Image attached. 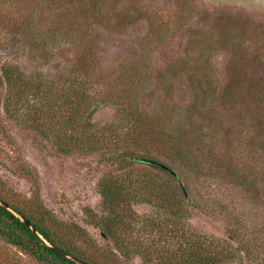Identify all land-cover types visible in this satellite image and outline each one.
<instances>
[{
    "label": "rangeland",
    "instance_id": "1",
    "mask_svg": "<svg viewBox=\"0 0 264 264\" xmlns=\"http://www.w3.org/2000/svg\"><path fill=\"white\" fill-rule=\"evenodd\" d=\"M8 66L38 87L5 113L13 96L0 82V198L8 206L40 202L87 233L81 248L112 250L120 264H162L170 244L147 226L169 216L133 180L168 177L138 164L115 169L105 148L69 151L65 97L89 74L90 91L105 94L89 109L91 130L112 126L117 143L128 138L136 154L174 173L191 205L184 201L181 225L238 247L220 264H264V0H0V70ZM124 103L145 142L125 132ZM34 115L45 119L42 130ZM87 116L73 117L74 127ZM131 174L135 222L118 229V241L104 239L100 186ZM0 264L38 263L0 238Z\"/></svg>",
    "mask_w": 264,
    "mask_h": 264
},
{
    "label": "trees",
    "instance_id": "2",
    "mask_svg": "<svg viewBox=\"0 0 264 264\" xmlns=\"http://www.w3.org/2000/svg\"><path fill=\"white\" fill-rule=\"evenodd\" d=\"M92 81L91 76L88 74L83 79V89L77 91L70 88L72 95L70 98L69 95L65 97V112L70 115L67 118V121H69L68 125L73 127L70 137L73 146L70 150L68 148L63 149L71 151L75 148L83 152H99L100 149L105 148L101 154L106 157L107 161L115 169H123L130 167L131 164H138L160 171L168 177L167 180H164L157 173H154L156 176H150L148 173H137L134 180L132 179L134 176L131 174L126 178L119 176L115 180L110 179V181L103 183L100 186L99 193L108 209V215L102 220L103 238L116 242L119 237L117 233L119 228L131 229L132 223L135 222V216L131 209V200L135 198V191H139L142 199H151L159 202L164 214L169 216V219L167 218L168 216L166 217L168 221L156 219L147 226V228H150L151 235L156 231L159 241L170 244V249L165 248V246L161 248L165 249V252H163L165 257H163L162 264H220L230 257L232 252H239L238 247L233 246L229 240L213 242L212 237L192 232L181 225L179 220L186 215L184 201H187V194L180 185L181 181L176 176L167 170L149 164L147 161H154V159L150 160L144 153L136 154L135 150L131 148L133 141L131 142L128 138L117 143L109 134L112 126L110 128L107 126L103 130H91L89 123L92 124V122L89 121L91 118L89 109L91 105L96 103L97 98H102V102L105 99L103 91H90ZM0 82L13 96L11 99L13 101L11 102L9 99L7 106L4 107L5 113L13 112L16 109V102L20 100V97L25 92L33 90V87L38 89L36 85L25 79V74L17 66L2 67L0 70ZM50 83L54 84L55 82ZM118 107L124 113L125 132L130 134L133 129L136 136H141L143 142H145V136L143 137L142 135L144 130L140 131L141 119L139 116L136 117L132 111L126 108L125 103L119 104ZM86 113L88 114L87 120L81 122V125L75 128L74 126L77 123L72 118L79 115L83 117ZM34 118L33 122L42 130L45 119L40 115H34ZM165 127L166 125L162 123L159 129L160 137L168 136ZM61 129L62 133H65L62 127ZM78 131H80V138L77 137ZM43 133H45L44 130ZM130 135L133 137L132 134ZM143 142L140 144L141 146H143ZM177 177L179 178L178 174ZM132 180L137 185L134 192L133 183H130ZM0 200L4 201L2 198ZM9 205L30 223L46 242L75 259L85 264H120L117 255L112 250H99L96 247L95 252L94 246L88 249L81 248L80 239L84 238L82 240L84 242L87 233L77 224L70 225L60 222L42 203L39 202L30 208L12 203H9ZM189 206L191 205L189 204ZM196 207L199 208V206ZM174 218H177V221H173L172 219ZM227 237H230L228 233ZM0 238L7 244L17 247L38 264H75L52 251L13 213L2 206H0ZM175 238H177V244H173Z\"/></svg>",
    "mask_w": 264,
    "mask_h": 264
},
{
    "label": "water",
    "instance_id": "3",
    "mask_svg": "<svg viewBox=\"0 0 264 264\" xmlns=\"http://www.w3.org/2000/svg\"><path fill=\"white\" fill-rule=\"evenodd\" d=\"M149 164H152V165H155L159 168H162L164 170H167L169 172H171L173 175L174 173L169 169L167 168L165 165L161 164V163H158V162H155V161H147ZM175 176V175H174ZM0 206H2L3 208H5L6 210H8L9 212L13 213L14 216L16 218H18L23 224H25L34 234H36L37 237H39V239L46 245L48 246L52 251H54L55 253L59 254L60 256L64 257V258H67L68 260L74 262L75 264H85L84 262L78 260V259H75L74 257L66 254L65 252L51 246L48 242H46L38 233L37 231L35 230V228L25 219L23 218L21 215H19L17 212H15L10 206H8L5 202H2L0 200Z\"/></svg>",
    "mask_w": 264,
    "mask_h": 264
}]
</instances>
